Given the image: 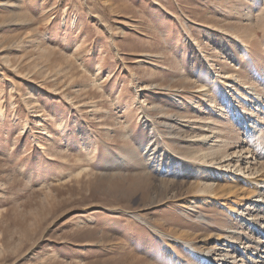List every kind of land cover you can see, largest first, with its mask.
Listing matches in <instances>:
<instances>
[{"label":"rangeland","instance_id":"rangeland-1","mask_svg":"<svg viewBox=\"0 0 264 264\" xmlns=\"http://www.w3.org/2000/svg\"><path fill=\"white\" fill-rule=\"evenodd\" d=\"M263 174L264 0H0V264H264Z\"/></svg>","mask_w":264,"mask_h":264},{"label":"bare ground","instance_id":"bare-ground-1","mask_svg":"<svg viewBox=\"0 0 264 264\" xmlns=\"http://www.w3.org/2000/svg\"><path fill=\"white\" fill-rule=\"evenodd\" d=\"M261 160V159H260ZM227 169L225 170V172L227 173H230L228 172L230 166H227L226 167ZM239 168V167H238ZM238 172H241V169H238L237 170ZM227 175V174H226ZM225 174L224 176L227 177ZM236 175V174H235ZM244 175V174H243ZM228 178V177H227ZM231 179V178H230ZM249 176H243L240 180H237L235 182H227L226 184L222 185V184H217L216 187L214 185H209L208 188L212 191L209 192V197H215L217 196V194H222L226 196L227 193L231 192V191H234L232 194L233 196L235 197L236 200H238L240 198V195H241V201H237V203H235L234 205H236V207L234 206H231V205H227V209L226 211L227 212H231V214L233 213H236L240 207H243L244 206V203L243 201L244 200H251L252 198H256L255 200H253V203H255V205H258L260 206L261 205V201H263L264 203V200L260 199L262 196L264 197V174L263 175H260L258 178H255L254 180H250ZM233 181V180H231ZM220 183V182H219ZM237 192H239L240 194H236ZM242 193V194H241ZM230 194V193H229ZM231 194V195H232ZM228 195V194H227ZM230 195V196H231ZM208 196V195H207ZM259 202H260V205H259ZM208 205H212L213 202L210 200L207 202ZM252 203V204H253ZM191 207V206H190ZM225 207V205H224ZM254 207V206H253ZM256 208V207H255ZM260 208V211L262 210L261 207ZM223 209V208H222ZM254 213V212H253ZM259 214V213H258ZM258 217V216H257ZM262 217V216H261ZM254 219V218H253ZM257 221V220H256ZM258 222V221H257ZM249 224V223H248ZM169 237V235H168ZM186 242V241H185ZM190 242H188L187 244L189 245ZM246 243V242H245ZM255 243V242H254ZM191 244V243H190ZM248 244H249V241H248ZM247 244V245H248ZM257 244V242H256ZM260 245V244H259ZM258 245V247H259ZM190 246V245H189ZM262 246V245H261ZM260 246V247H261ZM191 247V246H190ZM247 247V246H246ZM249 247V246H248ZM230 248V247H229ZM248 249V248H247ZM259 249V248H256V250ZM245 250V249H244ZM243 250V251H244ZM261 250V249H260ZM234 251V250H233ZM247 251V250H246ZM226 252H227V249H226ZM224 253L223 255H229L227 253ZM235 252V251H234ZM257 253V252H256ZM260 253V252H258ZM234 254V253H233ZM225 255V257H226ZM235 255V254H234ZM233 255V256H234ZM232 256V255H231ZM241 257V256H240ZM224 258V257H223ZM222 259V258H221ZM259 261V260H258ZM259 263V262H258ZM223 264V263H222ZM253 264H256L255 262Z\"/></svg>","mask_w":264,"mask_h":264}]
</instances>
